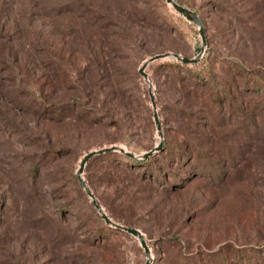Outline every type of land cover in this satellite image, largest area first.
I'll list each match as a JSON object with an SVG mask.
<instances>
[{
    "label": "rangeland",
    "instance_id": "rangeland-1",
    "mask_svg": "<svg viewBox=\"0 0 264 264\" xmlns=\"http://www.w3.org/2000/svg\"><path fill=\"white\" fill-rule=\"evenodd\" d=\"M174 1L0 0V264L146 263L112 146L149 264H264V0Z\"/></svg>",
    "mask_w": 264,
    "mask_h": 264
},
{
    "label": "water",
    "instance_id": "water-1",
    "mask_svg": "<svg viewBox=\"0 0 264 264\" xmlns=\"http://www.w3.org/2000/svg\"><path fill=\"white\" fill-rule=\"evenodd\" d=\"M166 3H168L173 10H175L177 13L181 14L182 16H184L188 21L196 24L199 28V34L201 36V40H202V43L204 44V34H203V29H202V24H201V21L200 19L198 18L197 15H195L192 11H190L189 9L179 5L177 2H175L174 0H165ZM164 58H172V59H176L177 61H180L182 63H194L196 61V58L195 59H189V58H186V57H183L179 54H175V53H163V54H156L154 56H151L150 58L146 59L140 66V68L138 69V72L139 74L144 78V80H146L148 82V85H149V98H150V103H151V106H152V109H153V120H154V123H155V126H156V130L158 132V135L162 136V133H161V127H160V122H159V117H158V113H157V110H156V104H155V100H154V95H153V92H152V84L150 83V80H149V76L146 72V68L147 66L156 61V60H160V59H164ZM161 140L159 142V145L157 148H154L148 152H145L142 154V158L143 159H146L147 157H150L152 156L157 150H160L161 149ZM111 151H120L122 153H124L126 156L130 157V158H133L134 155L130 152H127L125 151L124 149H122L121 147H116V146H112V147H109V148H103V149H100V150H96V151H90L88 152L87 154H85L82 159L80 160V164H79V168L77 170V178H78V181L79 183L81 184L84 192L86 193L87 197L90 199L91 203L93 204L94 208L96 209V211L99 213L101 219L104 220V222L106 224H109L115 228H118L120 230H123L129 234H131L132 236L136 237L138 242L140 243L141 247L143 248L146 256H147V261L145 264H149L150 262V250L148 248V245L144 239V237L142 236V233L135 229V228H130V227H126V226H123V225H120L118 223H115L114 221H112L108 215L104 212L103 208L100 206V204L97 202V200L95 199L92 191L90 190V188L87 186L86 182L84 181V179L82 178V172H83V169L87 163V161L92 158L93 156L95 155H98V154H101V153H106V152H111Z\"/></svg>",
    "mask_w": 264,
    "mask_h": 264
}]
</instances>
